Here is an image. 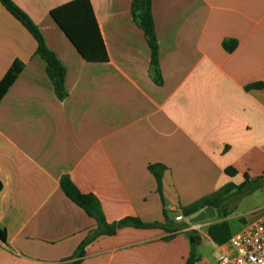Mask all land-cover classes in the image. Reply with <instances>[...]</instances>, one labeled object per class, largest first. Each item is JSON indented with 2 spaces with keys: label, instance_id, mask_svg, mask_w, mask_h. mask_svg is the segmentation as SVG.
<instances>
[{
  "label": "crops",
  "instance_id": "1",
  "mask_svg": "<svg viewBox=\"0 0 264 264\" xmlns=\"http://www.w3.org/2000/svg\"><path fill=\"white\" fill-rule=\"evenodd\" d=\"M11 1L66 68L68 96L58 99L36 39L0 2V80L24 64L0 102V264H218L229 240L210 228L227 223L231 238L264 214V87H251L264 84V0H152L161 84L134 0H90L106 63L87 62L52 19L71 0ZM155 164L167 167L162 194ZM64 176L97 198L109 226H157L100 233ZM229 184L245 193L227 216L206 207L175 220Z\"/></svg>",
  "mask_w": 264,
  "mask_h": 264
},
{
  "label": "trees",
  "instance_id": "2",
  "mask_svg": "<svg viewBox=\"0 0 264 264\" xmlns=\"http://www.w3.org/2000/svg\"><path fill=\"white\" fill-rule=\"evenodd\" d=\"M0 2L36 39L38 43L37 53L46 63V72L53 83L56 96L60 100L65 99L68 96L65 87L66 68L59 61L55 53L48 48L43 34L31 19L11 0H0ZM132 13L136 23L144 31L151 49V74L155 82L161 84L162 76L159 70V46L152 15V0H134L132 3ZM50 14L52 19L73 44L78 53L87 62L106 63L109 61L108 52L90 0H71L51 10ZM235 46L236 42L234 40L223 42V47L228 52L232 51ZM23 68L24 64L22 62L15 61L0 80V102L13 85L18 75L22 72ZM251 87L260 89L264 87V84H255ZM166 169L167 167L162 164L149 166V171L157 180L158 192L160 194H162V179ZM226 173L233 176L236 171L232 168H228L226 169ZM61 185L64 193L73 202L82 207L90 216L96 219L99 224L100 233L113 235L118 227L124 226H134L138 228L157 226V224H144L140 220L134 218H126L119 223L114 224V226H109L99 209V202L96 197L82 193L68 176L62 178ZM244 186L245 185H243V187ZM243 187H238L233 184L226 185L218 192L206 196L190 206L183 208L182 213L184 216H191L206 207H211L219 214H222V216H227L229 214L228 207L232 200H238L240 196L245 193ZM234 188H237V192L232 194ZM1 189L2 184L0 183V190ZM231 198L233 199L231 200ZM209 232L212 239L218 244H223L230 238V229L227 223L214 225L210 228ZM0 241L3 244H6L7 241L6 230L1 226ZM87 243L88 242H85L80 246L76 254L78 258L84 255V247ZM192 261L193 259H190L188 264H192ZM78 263V261H75L73 264Z\"/></svg>",
  "mask_w": 264,
  "mask_h": 264
},
{
  "label": "built area",
  "instance_id": "3",
  "mask_svg": "<svg viewBox=\"0 0 264 264\" xmlns=\"http://www.w3.org/2000/svg\"><path fill=\"white\" fill-rule=\"evenodd\" d=\"M184 215H177L175 220L182 221ZM218 264H264V214L255 223L247 225L234 234L227 243Z\"/></svg>",
  "mask_w": 264,
  "mask_h": 264
},
{
  "label": "rangeland",
  "instance_id": "4",
  "mask_svg": "<svg viewBox=\"0 0 264 264\" xmlns=\"http://www.w3.org/2000/svg\"><path fill=\"white\" fill-rule=\"evenodd\" d=\"M236 183H238V182H236ZM237 185H238V184H237ZM234 204H235V201H232V202L230 203V207H232Z\"/></svg>",
  "mask_w": 264,
  "mask_h": 264
}]
</instances>
